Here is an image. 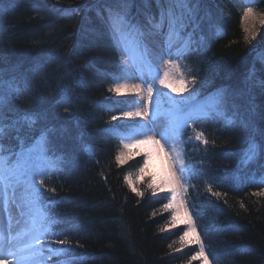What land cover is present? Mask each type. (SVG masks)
I'll list each match as a JSON object with an SVG mask.
<instances>
[{
	"label": "trees",
	"instance_id": "trees-1",
	"mask_svg": "<svg viewBox=\"0 0 264 264\" xmlns=\"http://www.w3.org/2000/svg\"><path fill=\"white\" fill-rule=\"evenodd\" d=\"M244 1L0 0V106L11 112L0 111V144L3 154H17L40 129L46 134L58 172L44 182L42 202L53 239L68 255L64 264L205 263L183 247L189 226L166 232L173 210L164 206L172 196L155 195L146 181L136 188L143 195L128 186L125 176L134 180L142 160L119 164L120 143L111 135L121 117L112 119L120 103L110 89L125 73L118 36L101 22L109 26L122 15L143 27L170 7L180 11L182 32L196 28L200 47L178 63L187 81L177 86L187 90L175 96L158 84V93L167 88L172 108L169 97L183 99L177 115L200 97L221 94L225 117H233L231 124L224 117L192 120L182 130L191 183L185 198L196 204L191 223L208 246V264H264V196L254 195L264 187L244 184L264 174V72L252 67L264 52V25L252 29L243 19L245 7L264 19V0ZM197 132L207 144L195 140ZM251 144L258 153L248 159Z\"/></svg>",
	"mask_w": 264,
	"mask_h": 264
},
{
	"label": "rangeland",
	"instance_id": "rangeland-1",
	"mask_svg": "<svg viewBox=\"0 0 264 264\" xmlns=\"http://www.w3.org/2000/svg\"><path fill=\"white\" fill-rule=\"evenodd\" d=\"M169 11L172 12L171 9L167 10V11H164V10L162 11L163 26L159 27L158 30L155 28L153 30L154 34H151L148 32H142L137 27L133 33L126 36L127 30H124L122 35L126 36L127 38L125 39L123 44L120 43L118 46L119 49L121 50V52L119 51L118 48L116 50L117 54H118V57H117L118 62H119L118 64L120 65L121 72H124L123 71L124 69L129 70V74L127 75V77L126 76L123 77L124 74L121 73L122 74L120 77L121 81L119 83H122V84H125L128 86H131L134 84H141V88L144 89V91H142L139 95H137L135 92H132V91H128L124 95L115 94L114 100L125 99V101L126 100L128 101L130 99L133 101L131 102V106L124 107L122 109V111L118 112L121 114L117 118L121 117V119L116 120L114 122L118 121V122L149 125V127L152 128L153 130L148 131L147 135L152 136L155 139L161 140L162 144H164L165 141L163 139H161V136L158 135V133H163L165 131V129L168 127V122L164 123L165 119H163V118L156 119L154 122V125H151L150 124V119L152 117L151 115H150V117L144 116L143 118H139V117L128 118V117H124L123 113L124 112H134L137 110H140V111L144 110V101L140 97L141 96L146 97V95H147L146 94L147 84L152 82V80L149 77V72H148L147 68H145V70L143 72V77H144V81H147V83H144L140 79L141 73L137 71V68L144 66L145 61L147 60L148 56H150V58H152L151 60H154L155 58H159V59L154 60L153 74L156 71H158L159 74L162 75L163 72L166 70V68L164 65L165 59L161 60V56H163V57L164 56L165 57L170 56L171 59L174 60L175 56H177L178 50L181 49L183 42L185 41L184 38L179 37V39H178L175 35H173L171 42H169V39H168V33H169V16H168V13H169ZM172 13L177 19L181 17V15H179V13H174V12H172ZM96 17L99 18L97 14H96ZM261 19L262 18L260 16L256 15L253 12L252 16L245 19V21H246L245 23L248 24L250 26V28H252L253 26H256L257 24H259ZM116 21H117V19H116ZM160 21H161V18H160ZM165 22H167V24H166V27L164 28ZM111 23H114V20ZM101 24H104L106 29H108L107 28L108 25L106 23L101 22ZM117 25L120 26L121 21H118ZM150 28L152 29L151 26H150ZM167 44H169V47H168L169 50H167L168 48H166ZM148 51H150L151 55H148ZM176 63L178 64V61H176ZM173 68H175V67H173ZM167 70L169 72H171L172 68H169ZM182 70H183V64H180L179 65V71H177V73H175L172 77H170V79L174 81L172 83V87H175L178 90H179V87L177 86V84L178 85L181 84L179 81L181 79L184 82L187 81V76L185 74V71H184V73H182L181 72ZM157 85H155V86H157ZM165 91L162 94L161 93H158L156 95L154 94L155 103L153 105V111H156V109L164 110L168 107H170L172 109V105H170V104H168V102H166V100H167L166 94H171L170 92H168V91H171V89L168 88V91H167V88H166ZM173 94L175 96L180 95V93L179 94L173 93ZM202 106H204V105H202ZM2 108L4 109L3 110L4 112H2V117H8V113H11L10 110H6V108L0 106V111H2ZM158 112L159 111H157L156 113H158ZM1 119L2 118H0V120ZM229 120L230 119H227V122ZM151 126H153V127H151ZM28 127H30V126H28ZM23 128H25V126ZM26 129H27V127L25 128V130ZM131 129L134 133L131 135L124 136L126 138H123L117 155L120 153L124 154L125 163H123V164H127L131 159H134L136 157H138L142 160V165L140 166L139 170H137L136 178L134 179L135 181L133 179H130V177L128 175L130 181L132 182V185L135 188H137V185H140L142 182L146 181L148 187H149L148 184H153V187H149V189L155 195L168 194L170 196L172 194V197L173 198L175 197V200L178 199V200L183 201L182 208H183V212L185 214H183L181 211L179 212V209L177 208L176 202L172 203V207H169V208H172L173 216H175V220H173V218H172V220H173L172 225L170 227H168L166 230V232H171L175 228H178L179 226L184 225L185 218H188V215H189L188 212H190V210L186 206V203L183 200L184 194L182 193V191H185V190H181V187L177 186L176 192H173L171 190V185H166L164 187H157L156 185L160 184L161 181L164 179V177L170 175V172H169L170 161L168 160L165 153L172 152L173 157L175 158V154L178 152V153H180L179 159L184 161V167L186 169V172L183 176V179L180 181V185H182L183 188L186 189L187 168L189 167V164L185 161V157H184V147H183L184 142H183L182 134L179 135L178 137H176L175 140L172 138L168 139L167 144H165V152H160L153 145H140L136 149V151H134L133 153H130V152H128L127 149H125L123 147V145L125 143H131L133 139H142L143 138V131H144L142 129V127H140V126L135 127L134 129H133V127H131ZM140 133H142V134H140ZM35 141H36V143L34 142V143L30 144L29 145L30 147L23 148V149L17 151L16 155H15L14 151H12L8 156L4 155L5 157H7V160L5 162L6 168L7 169L13 168L12 166L9 167V165H8L9 161H11V158L12 159L17 158V160H16L17 163L20 161L18 159L27 160L29 155H30L27 150L29 148H31L33 145H36L37 149H39V147H40L39 141L37 139ZM131 149L134 150V148H130L129 150H131ZM173 149H175V151H173ZM145 152H149V153H151V155L148 159V164L145 167V170L143 172H141L140 169L142 167H144V160H145L144 153ZM21 153H23L22 157L20 155ZM137 153H139V154H137ZM36 154L37 153H32L31 155L34 157ZM44 154L48 158L56 160L58 163V160L49 156L45 150H44ZM17 163H15L14 165H16ZM176 167L179 168L180 165L177 164ZM57 170H58V167L56 166L54 170L46 172L43 176H41L39 174H35L37 170L35 168H33L32 174L30 176L22 177L20 180H17L15 176H12L9 181L11 183L13 180L14 185H13L12 189L7 188L6 193H5V190L3 188H0V236H3V239H0V249H2L3 246H5L6 240H8L7 237H5L4 232L7 229L6 223H7V217L9 216V213L11 212L10 214H16V209H17V208H15L16 204L20 206V209L29 211V207L31 206L30 196L35 195V193L32 192V190H34V189L38 190V196L36 195L35 198L41 197V186L40 185H42V184L40 183V181L41 180L44 181L47 177H50V175L52 173H55ZM5 174L8 175L9 173L6 172ZM177 175H179V173H177ZM260 180H264V174L262 175ZM256 181H258V180L248 179L245 181L244 184L245 185L246 184L247 185L248 184H257ZM126 182L129 186L128 181H126ZM184 215L185 216L187 215V217H184ZM17 219L20 220V222H17L18 223L17 225H19V227L22 228L23 230H21L17 234H14L12 239H10V240H14V239L17 240L18 237H24L21 240V243H24L26 247L29 244L30 240L31 241L33 240V238L38 239V241H40V242L45 241L46 232L44 231V229H41V226L37 222H36L37 229H32L33 228V226H31L32 222L30 220H27L28 219L27 217H25L24 215L23 216L20 215ZM35 220H36V218H35ZM29 227H32V228H29ZM27 229L29 232L33 231V233L27 234ZM191 241H192V239H190L188 236L185 237V240L183 242L184 249L190 248V245L192 243ZM24 244H22V245H20L19 243H18V245L15 244V246L12 247L9 252L2 255V257H9L10 254L13 255L12 259H8V262L7 261H6V263L3 262V264H7L9 262L17 264V262L19 260H21L22 258H26L28 261L29 259L32 258V254L39 255L40 254L39 251H41L42 254L44 253V250L43 249L41 250L38 247V244L35 245L36 249L28 250L26 253H24L22 251H21L22 253H18V251L22 250V246L24 247ZM44 248H47V250L50 251V248L48 246H44ZM7 251H8V249H7ZM0 253H1V251H0ZM54 254L56 255L57 253H54ZM41 259L42 258H40L39 260H41ZM43 259L47 260L46 254H45V256L43 255ZM195 260H198V257H196ZM41 262H42V260H41ZM41 262H38V264H40ZM31 264H37V263L34 262Z\"/></svg>",
	"mask_w": 264,
	"mask_h": 264
},
{
	"label": "snow or ice",
	"instance_id": "snow-or-ice-1",
	"mask_svg": "<svg viewBox=\"0 0 264 264\" xmlns=\"http://www.w3.org/2000/svg\"><path fill=\"white\" fill-rule=\"evenodd\" d=\"M179 3L180 0H177ZM253 15V9L251 7H245L244 12H243V19H247L248 17ZM169 16V33H168V39L169 42H171L173 35H175L179 39V31L176 28L177 25V18L173 15L171 11L168 13ZM260 23L264 25V19L260 20ZM158 27L163 26V14L161 17V23L157 25ZM247 31V29L245 30ZM253 36H255V33H253ZM193 41L191 40V37L187 38L181 47V49L178 50L177 55L183 56L186 51L191 49ZM164 65L166 70L163 72L162 75L159 74L158 71H156L153 74V66L151 65L150 61H145L144 66L137 68V71L141 73L140 79L144 82L147 83V81H144L143 77V72L145 68H147L149 72V76L152 80V83L147 84L146 87V97L141 96L140 98L144 101V110L140 111H134V112H124L123 116L128 117V118H133V117H139L143 118L144 116H149L151 115L153 119L157 116V113L153 111V105L155 103V98H154V92H157L158 90L155 88V85L159 84L163 87L170 88L173 93H182L183 91H186V88H181L177 89L175 87H172V83L174 82L173 80L170 79V72L167 70L169 68L175 67L177 71H179V64H177L175 61L171 59H165L164 60ZM125 73V76L129 74L128 69L123 70ZM181 84H184V81L181 79L179 81ZM194 82V81H193ZM110 91L114 92L117 95H124L128 91L135 92L137 95H139L144 89L141 88V84H134L131 86L122 84V83H117L113 88L110 89ZM2 99V98H0ZM186 99V98H184ZM169 100L172 101L174 108L176 109V112L179 113L181 111L180 105L183 103L182 100H173L171 97H169ZM67 111V109H65ZM214 117H225V112H224V101H223V96L221 94H217L215 101L212 104L202 106L196 111H190L188 113H184L183 115H171L169 122H168V127L165 129L163 133H158V135L161 136V139L165 141L164 144L161 143V140L155 139L152 136H148L147 132L153 130L152 128L149 127V125H141L143 131V138L142 139H133L131 143H125L123 147L125 149H130V148H136L139 147L140 145H153L155 146L160 152H165V144H167V141L169 138H172L175 140L176 137L182 134V130L184 127L188 126V120L189 119H198V120H207V119H212ZM26 120H32L31 117H25ZM113 120H116L117 117L113 116ZM34 122V121H33ZM231 123V121H228ZM4 132V128L0 126V135H2ZM126 138L122 136V139ZM195 140L200 141L203 144H207L208 140L204 137L203 132H197L195 135ZM39 141V149H37L36 145H33L31 148H29L27 151L30 154L27 160L22 159L20 162H18L16 165L13 166L11 169H7L5 166V162L7 160V157H5L2 154V149L3 146L0 144V188H3L6 193V189L10 186L9 180L11 179L12 176H15L17 180H20L22 177L25 176H30L32 174L33 168H35L37 171L35 174H39L43 176L46 172L52 171L55 169L57 166V161L48 158L44 154V149L43 145L47 143V137L46 134L41 133V136L38 138ZM175 151V149H173ZM32 153H37L34 157L31 155ZM258 153V146L255 144H251L249 146L248 150V159H252L256 154ZM139 154V153H137ZM21 157L23 156V153L20 154ZM151 153L145 152V160H144V167L140 169L141 172L145 170V167L148 164V159L150 157ZM167 156L168 160L170 161L169 163V172L170 175L164 177V179L161 181L160 184L156 185L157 187H164L166 185H171V190L173 192H176L177 186L181 187V190H186L183 188L182 185H180V181L183 179V176L186 172V169L184 167V161L179 159L180 153L175 154V158L173 157L172 152H167L165 153ZM31 161H34L31 162ZM116 161L119 164L125 163V156L123 153H120L116 156ZM180 165L179 168L176 167V165ZM9 173L6 175L5 173ZM179 173V175H177ZM125 180L128 181L129 186L132 188L133 192H136L137 195H143V193H140L137 191V189L132 185V182L130 181L128 176H125ZM40 183L42 184L43 181L41 180ZM149 187H153V184H149ZM54 192L55 189H52ZM211 191V189H209ZM34 193L38 196V190L34 189ZM214 195L219 196L220 193H214ZM254 195L258 196H264V190L254 193ZM175 202V197L173 198V202H170L169 204H166L164 207L169 208L172 207V203ZM183 202L181 201V204ZM243 206V205H242ZM173 220H175V216H173ZM45 232H47V228L44 229ZM190 232L192 234H195L196 229L194 226H191L188 231H185L183 235L180 237L181 242L183 243L185 240V237L189 236ZM0 239H3V236H0ZM192 243L199 244V252L195 254L193 259L196 257H202L204 259L205 264H208V258L205 255V248L203 243H201L199 236H196L194 241H191ZM61 244H67V241H60ZM171 247V245H170ZM51 251V249H50ZM60 251H64V249H61ZM26 259V258H22ZM0 264H3V261H0ZM10 264V262H9Z\"/></svg>",
	"mask_w": 264,
	"mask_h": 264
},
{
	"label": "bare ground",
	"instance_id": "bare-ground-1",
	"mask_svg": "<svg viewBox=\"0 0 264 264\" xmlns=\"http://www.w3.org/2000/svg\"><path fill=\"white\" fill-rule=\"evenodd\" d=\"M246 1V3L247 4H249V3H251L253 0H245ZM173 9H175V8H173ZM176 12H180L179 11V9H176ZM257 57H258V59H257ZM262 60V61H261ZM264 52H262V53H260V54H256L255 55V61H254V63H253V66L252 67H260L261 69H262V71L264 72ZM261 63H260V62ZM262 62H263V64H262ZM259 79V78H258ZM258 83L259 82H261L260 80H258L257 81ZM260 84V83H259ZM2 86V85H1ZM233 118V117H232ZM233 122V120H231V123ZM35 123V122H34ZM33 123V124H34ZM226 123H228V124H231V123H229V122H226ZM36 126V125H35ZM36 127H39V126H36ZM27 133H28V131H30V132H36V130L33 128V127H31L30 129L27 127V129L25 130ZM41 133H42V131H41V129H40V133H39V135H41ZM40 137V136H39ZM38 137V138H39ZM45 145V144H44ZM46 146V145H45ZM187 206L189 207V208H192V207H195L196 206V204H195V201H193L192 202V204L190 205V203L189 204H187ZM197 213V212H196ZM203 214V213H202ZM186 217H187V215H186ZM188 219H189V221H190V215H188ZM191 224H193V223H190L189 224V228L191 227ZM184 229V232L185 231H188L189 229H185V228H183ZM17 230H20L19 228H14V229H12L11 231H17ZM183 231V230H182ZM196 236H198L196 233L195 234H192L191 232H190V234H189V238L190 239H192V241H194L195 240V238H196ZM200 238V237H199ZM200 241H201V243H203V245H204V248H205V255H206V251L208 252V246H207V244H206V242H205V240H203V239H201L200 238ZM190 247L191 248H193L194 249V252L196 251V253L197 252H199V244H196V243H191V245H190ZM24 253H26V252H24ZM66 255V261H68V259L69 258H67L68 257V255L67 254H65ZM12 257V255L10 256V258L9 257H2V255H1V257H0V260L1 261H3V262H5L6 263V261L8 262V259H12L11 258ZM26 262H28V264H31V263H34V262H37V257L34 255V254H32V258H31V260L30 261H27V259H21V261H19L17 264H25ZM7 264H9V263H7ZM10 264H15V263H10Z\"/></svg>",
	"mask_w": 264,
	"mask_h": 264
}]
</instances>
